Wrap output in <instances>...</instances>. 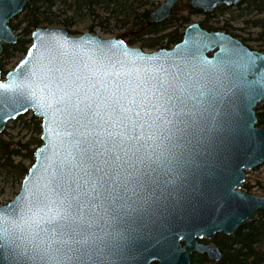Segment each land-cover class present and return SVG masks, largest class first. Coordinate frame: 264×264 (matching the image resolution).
<instances>
[{"label": "water", "instance_id": "1", "mask_svg": "<svg viewBox=\"0 0 264 264\" xmlns=\"http://www.w3.org/2000/svg\"><path fill=\"white\" fill-rule=\"evenodd\" d=\"M25 3L0 0V52L16 41L8 22ZM0 85V133L32 111L42 141L0 206L12 237L0 264H191L193 251L218 262V248L197 238L232 235L264 210V197L235 190L243 169L264 161L253 110L264 101V55L225 34L193 23L173 48L145 52L38 27Z\"/></svg>", "mask_w": 264, "mask_h": 264}, {"label": "flooded vegetation", "instance_id": "2", "mask_svg": "<svg viewBox=\"0 0 264 264\" xmlns=\"http://www.w3.org/2000/svg\"><path fill=\"white\" fill-rule=\"evenodd\" d=\"M78 1L81 3H78ZM127 1H130V3H127V5H124V6H119L117 3V4H115V7L117 9H120L119 13L123 12L125 15H127V17L123 21V24H126L125 22L129 19V17L133 18L131 26L132 27L138 26V29H139L138 33L140 35L137 34L138 38L132 39L131 38L132 34L129 33V30H128V31L123 32L122 34L118 35L116 38L122 39L129 46H130V43H129L130 40H134V41L138 40L143 45V44L148 43L147 42L148 40L152 39V42L149 44L153 46V44L157 41L156 42V46H158L157 50L162 49V48L171 49V48H173V46L175 44H177L183 40V36H184L186 28L193 23H197L198 26L202 30L207 31L208 33L225 34V35L231 37L232 39L238 41L242 46L246 47L249 51L264 55V0H239V1L235 2L234 4L217 3L211 9H209V8L205 9L202 6H193L192 0H177L175 2V4L172 5L168 17L166 19L160 21V22H157V23H148V21L150 20V13L152 10H154L155 8L160 6V4L165 0H163L157 4L150 3L149 0H144V1L143 0L142 1L127 0ZM64 2H66V0H64ZM27 3H28V0H26V3L23 6L22 10L15 16H18L19 14L23 13L24 11L26 13V10H28L27 9ZM73 3L76 4L75 6L78 9H81L82 7L88 8L87 2H85L83 0L82 1L81 0H73ZM73 3H71L70 5L72 6ZM54 4H55V1L53 0V4L51 5V7L46 8L44 10V12H40V10H39V13H38L39 16H44L46 14L49 18L44 23H52L55 20L56 15L51 10V8L53 7ZM147 5L148 6H155V7L151 10H149L148 8H143L144 6H147ZM94 6H98V5L91 6V10L93 9ZM139 9H142L143 11L142 12L137 11ZM145 11H147L146 16H145ZM28 13L26 15L27 18H28ZM27 18L25 19V24H26ZM72 20H73V17L67 16L63 22V25L69 26L71 24ZM140 21H144L145 26L147 27L146 29L141 28L142 25H141ZM44 23H41V25L38 27H43L42 24H44ZM172 23L176 24V27L174 30H169V31L165 30V32H163V34L158 35L157 37L147 38L148 35H152V33H154V32L162 31L161 27L169 26ZM25 24H24V26H25ZM14 25H13V27H14ZM16 25L20 26V24H16ZM23 27L21 28V33H20L21 37L20 38L13 31L17 35L15 42L6 43L4 41H1L2 49L0 52V64H1V61L3 58L2 52H3V49L5 47L10 48L13 45H15L18 41H21V40H26V41L29 40V43L27 44V49L31 45L32 33L38 27L33 29L32 32L27 34V35L23 31ZM14 28H17V27H14ZM44 28H46V27H44ZM48 28H64L67 30V28H65V27H48ZM67 32H68V30H67ZM142 32H144L143 34L146 37H141ZM174 32L176 33V36L173 40L172 39L170 40L168 34L174 33ZM71 34H72V32H68L69 36H73ZM82 34H80V35H82ZM80 35H77V36H80ZM121 35H123V37H121ZM164 39H165V41H164ZM6 44H11V45H6ZM138 48H140V47H138ZM27 49H26V51H27ZM216 49H217V47L211 51L206 52V55L208 57H212L214 55ZM141 50H143V49H141ZM157 50H154V51H157ZM23 54L25 56L26 52L25 53L23 52ZM3 62H5V60ZM3 68L2 69L0 68V78H1V72L4 71ZM12 69H10V70H12ZM10 70H8V71H10ZM7 72L5 73V75L7 74ZM4 78H5V76H4ZM4 78H1V79H4ZM260 105L262 107L261 112L258 110ZM253 110H254V115L256 118L255 127L264 129V101L263 100L258 101L256 103V105L253 107ZM28 112L18 116L16 119H18L21 116L26 115ZM33 116H35V115L33 114ZM36 117L37 116H35V118ZM2 133H3V131L0 133V135ZM263 165H264V161L255 165L251 169L244 168L243 169L244 180L240 184V187L242 186L244 189L241 190L239 187V188H235V190L241 191V192H248L251 195H255V196L264 197V194H259V195L253 194V192L251 191L252 185H250L248 183H244L246 181V171H250L256 167H260ZM260 212H264V210H257L254 213L252 220H254L256 218V216L258 215V213H260ZM252 220H250V221H252ZM250 221H247V222H250ZM218 235L231 236V235L225 234L224 232H217L214 235H212L210 238H207V237L197 238L198 241L201 243L211 244V245H214L218 248V250L221 254L218 262H215L213 259H209L203 253H198V252L193 251L190 253L191 264H221L224 253H223L222 247L220 245L221 243H219L217 240ZM263 250H261V251H263ZM151 264H157V262L154 261Z\"/></svg>", "mask_w": 264, "mask_h": 264}, {"label": "rangeland", "instance_id": "3", "mask_svg": "<svg viewBox=\"0 0 264 264\" xmlns=\"http://www.w3.org/2000/svg\"><path fill=\"white\" fill-rule=\"evenodd\" d=\"M55 4L51 8V10L55 13L56 18L52 23H44L42 24L43 27H65L67 28L68 32H72L71 35L77 36L84 32H90L92 34H98L101 38H109V37H117L118 35L122 34L123 32H126L129 30V33L132 34V39H137L138 33V26H131L132 17H129V19L125 22L126 24H123V21L127 17L122 11V13H119L120 9H117L115 7L114 12L111 11L110 8L105 9L101 6H94L93 9H89L86 7H82L81 9L76 8V4L73 3V0H54ZM135 1V0H133ZM136 1H142V0H136ZM144 1V0H143ZM163 0H149L150 3H159ZM73 3L71 6L70 4ZM155 6H144L143 8H148L149 10L153 9ZM46 6H42L39 10L40 12H44L46 9ZM26 10L18 16H15L12 20H10L8 23L12 27L13 31L18 35L20 38L21 35V28L25 24V19L27 18V12ZM137 11L142 12V9H139ZM73 17V20L71 21V24L69 26H64L63 22L65 18ZM240 23V22H239ZM14 24H20L17 28H14ZM176 27V24H171L169 26L161 27L162 31H157L152 33V35H148L147 38H154L158 35L163 34L165 30H174ZM133 28V29H132ZM142 32L141 37H146ZM165 41V39H164ZM148 43L143 44L136 40L135 43L130 44L132 47H140L145 52H151L154 50H157L158 46H152L149 43L152 42V39L147 41ZM11 45V44H6ZM9 57L4 62V71L1 72V78H4L5 73L12 69L17 62L24 56L23 52L19 50H11L9 49ZM260 112L262 111V107L260 105L259 109ZM33 113L32 111H29L23 118L21 119H15L13 121H10L6 124L5 129L2 133V138L6 140L7 142L11 143V147L18 148L19 145L17 144L18 141H25L30 133L32 132V128L28 127V124H31ZM35 120L40 121V118L36 117ZM38 134H36L37 136ZM40 136V134H39ZM14 161H17L19 159L18 156L12 157ZM26 164L29 163V161H25ZM244 183H248L252 185L251 191L253 194H264V165L260 167H256L250 171H246V181ZM243 183V184H244ZM21 180L16 179L14 175L7 174L5 170L0 168V205L6 204L9 200L13 199L14 196L17 194V192L20 189ZM241 190L244 188L241 186ZM264 219V214L262 216L257 215L256 218ZM238 246V245H237ZM260 250L264 249V245H260L258 247Z\"/></svg>", "mask_w": 264, "mask_h": 264}, {"label": "trees", "instance_id": "4", "mask_svg": "<svg viewBox=\"0 0 264 264\" xmlns=\"http://www.w3.org/2000/svg\"><path fill=\"white\" fill-rule=\"evenodd\" d=\"M82 1V0H81ZM87 2V6L91 9V6L98 5L104 7L105 9L110 8L112 12L115 10V4L118 3L119 6L127 5L130 1L127 0H83ZM78 3H81L78 1ZM53 0H28V18L26 24L23 27L24 33L27 35L32 32L33 29L40 26L41 23L46 22L49 18L45 14L44 16H39V9L42 6L51 7ZM147 11H145V16ZM142 29H146L144 21H140ZM18 27V25H14ZM169 39L173 40L176 33H169ZM123 37V35H121ZM157 42V41H156ZM156 42L153 45H156ZM29 40L18 41L15 45L10 48L3 49V58L0 64L2 69L4 66V60L9 57V49L19 50L26 52L27 44ZM130 44L135 43L134 40L129 41ZM25 116V115H24ZM23 118V116L18 119ZM40 121L35 120V116H32L31 124L28 127L32 128V132L29 137L21 142L18 141V148L11 147V143L7 142L0 135V168L5 170L7 174H12L16 179L24 178L29 167L34 162V152L42 144L39 134H41ZM36 134H38L36 136ZM13 156H18L19 159L14 161ZM25 161H29L26 164ZM264 212L258 213L262 216ZM217 240L221 243L223 250V259L221 264H264V250L261 251L258 247L264 245V219L255 218L250 222L244 223L233 235L225 236L218 235ZM238 245V246H237Z\"/></svg>", "mask_w": 264, "mask_h": 264}, {"label": "snow or ice", "instance_id": "5", "mask_svg": "<svg viewBox=\"0 0 264 264\" xmlns=\"http://www.w3.org/2000/svg\"><path fill=\"white\" fill-rule=\"evenodd\" d=\"M3 87H6V86L0 85V88H3ZM34 215H36V214H34ZM11 239H12V237L7 232V230L4 229L2 226H0V242H7V241H10Z\"/></svg>", "mask_w": 264, "mask_h": 264}]
</instances>
